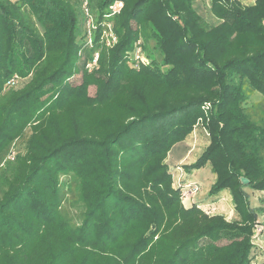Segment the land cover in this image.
I'll return each mask as SVG.
<instances>
[{"label":"trees","instance_id":"trees-1","mask_svg":"<svg viewBox=\"0 0 264 264\" xmlns=\"http://www.w3.org/2000/svg\"><path fill=\"white\" fill-rule=\"evenodd\" d=\"M200 1L88 0L87 45L80 0H0V264L252 263L264 0H210L205 18ZM196 127L209 142L185 173L208 165L207 196L228 192L234 221L185 207L174 185L168 156Z\"/></svg>","mask_w":264,"mask_h":264},{"label":"rangeland","instance_id":"rangeland-1","mask_svg":"<svg viewBox=\"0 0 264 264\" xmlns=\"http://www.w3.org/2000/svg\"><path fill=\"white\" fill-rule=\"evenodd\" d=\"M201 16H205L204 9L199 6L198 9ZM205 18V17H204ZM147 52L154 55L157 59H159V52L153 48V43H149L147 47ZM25 81H19L17 87H21ZM94 90L90 89L89 94L93 95ZM261 99V96L257 93H255L250 98V103L257 102ZM249 104V103H248ZM191 137H188V141H190V147L188 149L187 157L184 159V161L181 164L173 165L172 161H167V164L169 166L170 171L174 174V181H177L179 178H185V166H189L194 162L205 150V148L208 145L209 139L207 136V133L204 129L201 127H196L192 134H190ZM24 151V143L20 142L16 146H14L13 150L10 152L9 155H16L18 153H22ZM8 155V156H9ZM8 156L5 158L4 162L9 161L10 159ZM191 180V182H194L199 185V191L197 194L188 197V199H184L183 204L185 205H197L201 206L208 210V213L210 215H223L227 221H234L236 219L235 212L233 210V205L228 196V192H223L219 194L218 199H211L207 196L206 190L211 186L213 183V174L210 171V168L208 165L205 167L195 170L189 174H187ZM248 193L250 195V203L254 207H259L262 205V202L264 200V194L261 192H252L248 190ZM202 196L204 197V200L199 202L198 198ZM206 202V203H205ZM262 221V217L259 218V222ZM261 225H257L254 229V235H253V244L254 248L251 252L252 257V263L251 264H264V231L261 230Z\"/></svg>","mask_w":264,"mask_h":264},{"label":"built area","instance_id":"built-area-1","mask_svg":"<svg viewBox=\"0 0 264 264\" xmlns=\"http://www.w3.org/2000/svg\"><path fill=\"white\" fill-rule=\"evenodd\" d=\"M82 3V8H83V13L88 17L86 20V41H87V45H91L92 43V36H93V31L95 30V26L93 23L92 18L89 16V12H88V0H80ZM123 4L121 1H116L114 2L112 5H110L108 7V14L106 15V18H110L113 17L116 14H119V11L122 9ZM111 24L108 22H104L101 24V28H102V32H101V40L102 42H104V44L107 47H110L112 45H114L116 43V37L112 31V26H110ZM140 49H137L134 53V58L135 60H138L140 62H142L144 60V58L142 57V54L140 53ZM97 57L98 55H95L92 62L89 63L87 65V69L91 70L92 68H94L96 66L97 63ZM14 154L13 155H9L8 158L10 160L14 159ZM184 178H179L177 181H174V185L176 187H179L181 189V193H182V198L183 201L184 199H188V197H191L195 194L198 193L199 191V185L191 182V181H183ZM200 208H202L207 214L208 210L199 206Z\"/></svg>","mask_w":264,"mask_h":264},{"label":"crops","instance_id":"crops-1","mask_svg":"<svg viewBox=\"0 0 264 264\" xmlns=\"http://www.w3.org/2000/svg\"><path fill=\"white\" fill-rule=\"evenodd\" d=\"M238 1L244 6H251V5H254V3H255V0H238ZM209 4H210V0H201L200 2H198L196 4V9H198V7L201 6L204 9V13H208ZM198 13H199V11H198ZM188 137H191V135H189ZM188 137L185 139V141L183 143L176 145L173 149H171L172 151L169 154L167 161H172L173 165L181 164L184 161V159L187 157V154H188L187 148L190 147V141H188ZM184 176L187 180L188 179L190 180V178L187 177L188 176L187 174H184ZM209 188L206 190V194L208 193ZM228 196H229V194H228ZM218 198H219V196H216V198L213 197L211 199L216 200ZM198 200H199V202L200 201L202 202L204 200V197L203 196H202V198L199 197ZM230 200H231V198H230ZM184 206L189 207L191 205H185L184 204Z\"/></svg>","mask_w":264,"mask_h":264},{"label":"water","instance_id":"water-1","mask_svg":"<svg viewBox=\"0 0 264 264\" xmlns=\"http://www.w3.org/2000/svg\"><path fill=\"white\" fill-rule=\"evenodd\" d=\"M241 183L245 185V184H247V180L246 179H241Z\"/></svg>","mask_w":264,"mask_h":264}]
</instances>
